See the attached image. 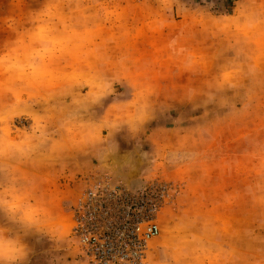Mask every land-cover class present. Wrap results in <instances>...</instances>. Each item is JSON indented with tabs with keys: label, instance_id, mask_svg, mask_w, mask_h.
<instances>
[{
	"label": "rangeland",
	"instance_id": "obj_1",
	"mask_svg": "<svg viewBox=\"0 0 264 264\" xmlns=\"http://www.w3.org/2000/svg\"><path fill=\"white\" fill-rule=\"evenodd\" d=\"M93 110L96 126L76 123ZM157 123L177 124L164 149ZM83 128L99 155L62 177L65 211L84 177L162 178L179 191L148 264H264V0H0V227L27 244L21 264H84L69 215L51 238L18 178L46 152L60 166L61 135Z\"/></svg>",
	"mask_w": 264,
	"mask_h": 264
},
{
	"label": "built area",
	"instance_id": "obj_2",
	"mask_svg": "<svg viewBox=\"0 0 264 264\" xmlns=\"http://www.w3.org/2000/svg\"><path fill=\"white\" fill-rule=\"evenodd\" d=\"M83 180L86 186L70 206L69 238L84 264H148L150 243L161 234L160 212L178 184L162 178L139 185L109 176Z\"/></svg>",
	"mask_w": 264,
	"mask_h": 264
},
{
	"label": "crops",
	"instance_id": "obj_3",
	"mask_svg": "<svg viewBox=\"0 0 264 264\" xmlns=\"http://www.w3.org/2000/svg\"><path fill=\"white\" fill-rule=\"evenodd\" d=\"M136 33H137V37H140L142 39L144 38L156 39L157 38L154 35H150V37H147L145 36L146 33L145 32L143 33L141 30L139 31L137 30ZM247 38H244L245 40L243 44H246V45L252 44V46H254L255 44L254 40L260 39L259 36H251ZM223 39L226 40V38H221L220 40L221 42H218V43L222 45L224 43ZM200 40L196 41V45L201 44L202 41H203L202 44H204L207 47H208V44L212 45V43L209 42L210 39L207 37H205V40H202V41ZM209 47L208 49H205L206 52L204 53L206 54H204V57H203L204 60H208V59L213 60L215 58V56L212 53V49ZM163 48L164 46L162 47L160 51H163ZM245 51L246 53L247 52L250 53V49L245 48L243 51V54L245 53ZM257 54L258 53L254 51L253 57H251V55L248 54L249 57L246 56L247 59L246 57H243V60L250 59L253 62L259 61V56ZM168 58H163V59H168ZM170 59H174V57ZM102 74H104V72H102ZM83 114L82 116L80 114H77L76 116H74V117H77L75 119L76 123L81 121L88 125L96 126V124H98V122L100 121L99 114L94 110L92 112H89L87 116ZM108 119H110L109 121L110 123L111 116L108 117L107 120ZM147 125H151V122H149V124ZM176 125L177 124L170 126V127L160 128V125L157 123L154 129L153 128L148 129L149 131L148 136H150L153 140H157V141L159 137L160 138L159 142L161 143L160 147L161 149H164L166 147L165 142L167 141L169 143L171 138L173 140V133H175L174 132L175 129H178L176 128ZM85 131H87V134L84 133ZM59 141L61 142L60 148L58 151L54 152V155H60V158L62 159L60 166L53 165L54 164L53 161H50L49 159L50 156H53V153L46 152L47 154L45 153V155H42L43 157L40 156L37 159L32 160V166H31L32 170L30 172H26L27 174L25 175L24 174L25 171L22 170V172L20 171V175L18 177L22 184L21 187L25 185V187L24 188L22 187V189L29 191L30 204L33 205L34 207L40 208V212L42 213V217H43L42 220L44 221V225L46 229L48 230L47 234L51 238H52V234L54 235V230H52V225L54 224V222H58L60 220L65 221L64 219L65 213L66 215H69L68 220L70 222H69L68 228L67 226L65 227V225L63 227L62 225L61 229L65 230V233H66L67 229H69V227L71 228V214L68 211H65L64 209V201L67 200L68 198L67 197L69 194L68 186L70 185V183L68 182L67 178H62V177L64 176L68 177L69 175H71L72 171H78L83 168L91 169L94 164L93 159L95 157L97 158V156L99 155V148H98L99 146L95 142H93L95 141V135L88 132V129L86 130V128L81 129V132H77L76 134L63 132V135H61V138L59 139ZM172 145H175V140L172 142L171 146L169 147L173 148ZM85 158H88V159H87V162H85V164L83 165V162L86 161ZM23 174L25 176H22ZM222 199L223 198L218 199L217 202L215 203L216 205L220 206L219 210H221L223 206H226V204H228L227 202H223ZM211 203H212V200H211ZM35 218L37 219L38 217H35ZM65 233L64 235L66 236ZM4 236L8 239L13 237V238L21 240L19 234L17 233H13V234L4 233ZM160 239L161 238H159L158 240L160 241ZM162 241L164 243L163 246L165 247L167 246L168 253L171 251H175L174 248H172V245L168 246V244L171 242L169 239L163 238ZM216 244H217L216 249L221 248L220 243L217 242ZM238 252H239V249H238ZM209 253L212 254L213 251L210 250ZM218 261L219 260L214 261L212 259L210 263L211 264H223Z\"/></svg>",
	"mask_w": 264,
	"mask_h": 264
},
{
	"label": "clouds",
	"instance_id": "obj_4",
	"mask_svg": "<svg viewBox=\"0 0 264 264\" xmlns=\"http://www.w3.org/2000/svg\"><path fill=\"white\" fill-rule=\"evenodd\" d=\"M5 229L0 227V264H21L27 257V244L16 238L4 236Z\"/></svg>",
	"mask_w": 264,
	"mask_h": 264
}]
</instances>
